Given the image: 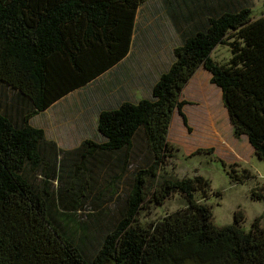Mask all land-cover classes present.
<instances>
[{
	"label": "trees",
	"instance_id": "1",
	"mask_svg": "<svg viewBox=\"0 0 264 264\" xmlns=\"http://www.w3.org/2000/svg\"><path fill=\"white\" fill-rule=\"evenodd\" d=\"M143 1L0 0V264H264L259 216L248 230L240 225L241 210L234 212L232 223L216 225L210 206L200 201L210 191L207 178L158 173L177 147L167 138L175 110L187 126L182 111L187 101L181 94L200 67L220 89L233 136L244 135L264 161V14L253 17L249 7L225 11L213 3L214 9L198 8L200 21L194 20L182 43L172 48V61L156 77L149 96L98 112V139L61 149L30 122L70 91L118 66L130 50ZM218 45L230 52L222 63L212 57ZM138 131L151 163L136 170L116 223L88 255L84 241L66 229L82 208L85 189L71 192L66 181L53 190L52 181L70 170L72 156L81 158L76 168L91 156L98 161L120 151L127 162ZM213 152L212 147L197 148L189 155ZM238 165H228L231 182L253 177ZM34 173L43 175L42 186L32 182ZM174 193L184 198V208L139 220L141 211ZM251 196L264 200V185ZM100 222L99 215L96 226ZM78 225L83 238L90 235L87 225Z\"/></svg>",
	"mask_w": 264,
	"mask_h": 264
},
{
	"label": "rangeland",
	"instance_id": "2",
	"mask_svg": "<svg viewBox=\"0 0 264 264\" xmlns=\"http://www.w3.org/2000/svg\"><path fill=\"white\" fill-rule=\"evenodd\" d=\"M215 1L144 0L137 9L130 51L123 63L121 62L123 68L129 67V69L125 73L120 63L113 81L116 84L114 87L111 86L114 99L119 96L118 89L122 88L124 94L131 84L136 86L141 81L144 73L147 74L146 79L150 80L151 77L155 78L159 72L168 67L169 61H172V48L182 43L193 22L200 21L197 19L199 15L196 13L198 8H202V12L206 11L207 7L214 9L211 5L213 3L214 6L222 7L225 11L249 7L253 17L264 14V0H219L223 5H215ZM212 57L222 63L229 59L230 52L227 47L218 45L212 51ZM201 69L203 68L197 70L194 78H190L192 84L189 85L188 81L182 90L181 99L188 101L182 106L187 126L183 124L175 110L167 138L177 147L173 149L172 157L166 160L158 173L176 178L200 174L207 178L210 183V191L200 201L210 206L216 225L232 223L234 212L241 210L244 218L240 225L245 230L250 228L251 222L257 216L260 217L261 225L264 227V200L254 199L251 196L252 190L261 191L264 185V161L253 153L246 137L241 135L239 138H235L233 136L218 88L209 83ZM121 70L124 71V75H127V82L122 83L119 79L122 77ZM139 73H143V75L139 77L137 75ZM109 79L104 74L103 78L94 80L85 87L63 97L51 109L33 116L31 124L42 128L46 137L53 140L59 148L73 149L85 137L94 135L96 112H98L96 110L100 105H103L101 99H107L110 95V92H107L106 97H100L101 91L105 90L101 87ZM197 81L201 83L199 92L196 91L197 88L194 85ZM196 86L199 85L196 84ZM212 97L217 104L216 109L213 108L215 111L217 110L216 120H204V117H201L202 111L204 115H207V118L208 115L213 116V114L212 111L207 113L202 110L201 106L205 105L207 99L211 100ZM107 100L106 104L114 102L110 99ZM99 137L97 135L95 139ZM209 147L213 148L214 154L189 155L197 148ZM220 158L227 164L226 170L229 169V164L238 163V170L247 169L253 177L242 183L231 182ZM97 159L98 161H96V156L86 158L82 162V166L76 168L81 158L79 155L72 156L70 170H64L61 178L58 176L52 181L53 190L64 186L66 181L71 185V192L78 193L79 190L82 192L83 188L85 189L82 208L74 216L75 221L66 222V229L77 241L78 239L84 241L83 247L88 255L94 253L102 236L116 223L126 192L132 184L134 173L137 169L149 165L152 157L147 150L141 132L138 131L133 137L132 149L127 162H124L121 151L111 157L105 155L98 156ZM80 177L81 182L78 180ZM42 179L43 175L40 173L32 175V182L37 186L43 185ZM217 191L220 195L217 194ZM201 196V192H197L195 198L198 199ZM149 203L151 204V202ZM185 206L184 198L180 194L174 193L162 204L153 207L151 205L150 210L141 211L138 218L141 222L156 220ZM99 215L101 222L96 226L95 220ZM78 222L81 225H87L89 236L83 238Z\"/></svg>",
	"mask_w": 264,
	"mask_h": 264
},
{
	"label": "crops",
	"instance_id": "3",
	"mask_svg": "<svg viewBox=\"0 0 264 264\" xmlns=\"http://www.w3.org/2000/svg\"><path fill=\"white\" fill-rule=\"evenodd\" d=\"M130 51V50H129ZM129 53V52H128ZM128 55V54H127ZM127 55H126V57H127ZM125 57V58H126ZM125 58H123L120 62H119V64H118V66H120L122 63H123V60L125 59ZM122 62V63H121ZM121 63V64H120ZM118 66H115L114 68H112L110 71L108 70V72H105V73H103V74H101L100 76H98L96 79H94V80H98L99 78H103V76H104V74L108 77V78H110L109 80H106L105 81V83H104V86H102L101 87V89H105L104 91H101V93H100V97L102 96H104V97H106V94H107V92H110L109 94V98H107V99H110V100H113L114 102L111 104V103H108V104H106L107 102H108V100L106 99V98H103V99H101V101L103 102V105H100V107L99 108H97V110L96 111H100V110H103V109H106V108H110V107H114L117 103H119V102H121V101H123V100H129V101H131V102H133V101H138L139 99H141V98H144V97H148L149 96V94H150V87H151V85L153 84V82L155 81V79H156V77L159 75V73L157 74V76L154 78V77H151V79L150 80H147L146 79V77H147V74H145L144 73V76H142L143 75V73H139V74H137L139 77L140 76H142L141 77V81L135 86V85H133V84H131L129 87H128V90L126 91V92H124V94L122 93V88L121 89H118V91H117V93H119V96H118V98L116 97V99H114V97H113V94H112V89H111V86H113L114 87V85L116 84V82H115V84L113 83V81L115 80V74H116V70H117V68H118ZM139 66H142V65H139ZM122 68H123V64H122ZM200 68H202V67H200ZM127 69H129V67H126V68H123V70L125 71V73L127 72ZM198 71H199V68L197 69ZM197 70H196V72H195V75L194 76H192V78H194L195 76H196V74H197ZM202 70V72H204L203 74L208 78V81H209V78H210V74L203 68V69H201ZM124 71H120V72H122V77H120L119 79H121V82L123 83L124 81H126L127 82V80H126V77H127V75H124ZM125 78V79H124ZM94 80H92L91 82H89L88 84H90V83H92V82H94ZM196 80V79H195ZM117 81V80H116ZM188 83V82H187ZM196 84H198L199 86H200V82L199 81H197V82H195ZM209 83H210V81H209ZM88 84H86V85H88ZM189 85L190 84H192L191 83V81L189 80V83H188ZM196 84H194L195 85V88H197V86H196ZM85 85V86H86ZM211 85H214V84H212L211 83ZM85 86H83V87H85ZM125 86H128V84H125ZM217 87V86H216ZM82 88V87H81ZM139 88H142L141 90H138ZM218 88V87H217ZM78 89H80V88H78ZM78 89H75V90H72V91H70L69 93H67L66 95H64L63 97H66L67 95H69V94H71V93H73V92H75L76 90H78ZM110 91H109V90ZM218 91H219V93H220V89L218 88ZM123 94V95H122ZM187 94H189L188 92H187ZM220 96H221V93H220ZM63 97H61L60 99H58L57 101H55L53 104H51L48 108H47V110H49V109H51L53 106H54V104L55 103H57L58 101H60L61 99H63ZM188 102V101H187ZM47 110H45L44 112H46ZM98 112H96V115H98ZM96 119H97V117H96ZM31 122V121H30ZM94 135L93 136H89V137H85V139H87V138H90V139H93L95 136H97L98 135V133H97V131L95 130V132L93 133ZM242 136H244V135H242ZM245 137V136H244ZM49 139V138H48ZM247 139V138H246ZM251 147V146H250ZM252 149V148H251Z\"/></svg>",
	"mask_w": 264,
	"mask_h": 264
},
{
	"label": "bare ground",
	"instance_id": "4",
	"mask_svg": "<svg viewBox=\"0 0 264 264\" xmlns=\"http://www.w3.org/2000/svg\"><path fill=\"white\" fill-rule=\"evenodd\" d=\"M200 87L201 86H198L197 87V89H196V91L197 92H199L200 91ZM215 107V109H216V107H217V104H216V101L214 100V98L212 97V99L210 100V99H207V103L205 104V105H203V106H201V109L202 110H205L207 113H210L211 111H212V114H213V116L212 115H208V118H207V115H204L203 114V111L201 112L202 113V115H201V117L205 120H211L212 121V119H213V121L214 120H216V111L213 109ZM212 109V110H211ZM219 112V111H218Z\"/></svg>",
	"mask_w": 264,
	"mask_h": 264
}]
</instances>
